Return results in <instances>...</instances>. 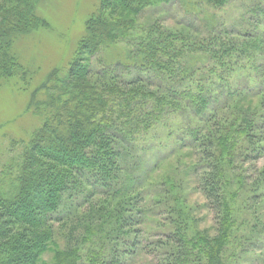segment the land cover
<instances>
[{
	"label": "trees",
	"instance_id": "obj_1",
	"mask_svg": "<svg viewBox=\"0 0 264 264\" xmlns=\"http://www.w3.org/2000/svg\"><path fill=\"white\" fill-rule=\"evenodd\" d=\"M173 1L99 0L66 70L55 69L43 97H33L29 110L40 125L22 140L10 181L4 183V170L0 176V264H47L43 255L58 233L67 250L50 264L128 263L142 246L145 222L139 179L127 173L132 145L163 129L173 136L182 117L191 123L180 129L197 149L198 186L219 234L194 235L184 219L173 223L152 241L163 264H236L239 240L243 255L264 234L262 208L250 218L243 209L264 205V30L233 38L212 29L195 37L159 21L140 26L148 8ZM202 1L222 8L230 0ZM39 3L0 0V91L31 76L17 45L47 26ZM119 43L132 47L127 57L105 62L128 61L139 70L132 80L93 71V59ZM247 95L261 97L248 113L237 106ZM238 163L244 168L234 176ZM89 230L95 246L83 251Z\"/></svg>",
	"mask_w": 264,
	"mask_h": 264
},
{
	"label": "rangeland",
	"instance_id": "obj_2",
	"mask_svg": "<svg viewBox=\"0 0 264 264\" xmlns=\"http://www.w3.org/2000/svg\"><path fill=\"white\" fill-rule=\"evenodd\" d=\"M98 4L99 0H40L39 13L47 26L19 38L17 51L23 55L22 58L32 72L29 79L27 76L26 84L20 78L14 79L7 82L0 91V176L4 170V183H8L12 178L9 167L17 165L20 159L22 140H27V133L40 125L33 111L29 110L33 97L36 100L43 97L42 86L55 69L66 70L80 38L85 33L87 21L96 11ZM154 21H159L166 28L186 32L195 37L205 35L212 29H215L217 34L224 32L233 38H242L244 34L254 36L264 30V0H230L222 8H215L202 0H176L168 5L148 8L140 17V26H150ZM251 43L253 45L254 41ZM129 49L132 47L119 43L104 50L100 56L93 59V71L106 70L127 81L137 77L139 70L128 65L129 62L124 59L117 67L109 66L110 64L105 62L113 58L116 62L118 58L115 56L121 53L122 58H126ZM256 61H260V58L256 57ZM260 100L261 97L247 95L246 100L240 101L237 106L240 105V109L248 113L256 110L254 106L258 105ZM188 124L191 125L190 120L182 117L181 124H177V129L171 133L173 136H168L167 130L163 129L147 140L143 139L132 145L135 151L130 158L134 161L128 162L127 173L139 179L140 187L136 192L141 194L140 207L144 209L145 222L139 227L142 246L126 264H163L165 257L160 251L162 249H155L152 241L164 238V235L158 237V234L182 219L191 224V234L204 233L208 238L219 234L217 223L206 209L205 197L198 186V176L202 170L195 171L193 166V163L195 166L199 164L197 149L190 141L183 140L186 137L180 127L184 128ZM14 137L16 139H12ZM14 140L17 142H13ZM261 164H264V161ZM242 167L238 163L236 171H232V174H242L238 170ZM252 186V183L248 185ZM243 197L242 195L239 204L242 203ZM112 201L114 206L117 205L115 200ZM164 202L169 204L167 208L162 207ZM170 206L175 207L178 212L171 213ZM255 207L262 209L254 211L264 214V205L260 207L259 202H256V205L249 209L243 208L245 213L249 212L248 218L252 216L251 210ZM239 214L242 212L239 211ZM263 226L264 224L259 226L258 230ZM93 234L89 230L86 236L84 235L87 241L83 251L89 248L88 246H95L91 244ZM246 234L249 235V232ZM259 235L257 244L246 249L247 252L243 250V255L239 246L244 237L239 240L235 252L237 258L234 257L236 264H264V234L261 232ZM66 248L65 239L58 233L49 250L43 255L42 261L50 264L55 253L67 250Z\"/></svg>",
	"mask_w": 264,
	"mask_h": 264
}]
</instances>
